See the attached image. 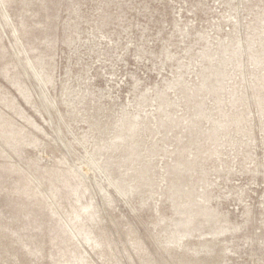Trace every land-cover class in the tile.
<instances>
[{"label": "rangeland", "instance_id": "374dc122", "mask_svg": "<svg viewBox=\"0 0 264 264\" xmlns=\"http://www.w3.org/2000/svg\"><path fill=\"white\" fill-rule=\"evenodd\" d=\"M250 8L0 0V264H142L126 225L154 264H178L175 246L206 264H264L258 53L243 65L217 46L246 31ZM205 69L198 105L173 89L157 113L161 88L198 87ZM215 211L239 231L213 237Z\"/></svg>", "mask_w": 264, "mask_h": 264}, {"label": "bare ground", "instance_id": "6f19581e", "mask_svg": "<svg viewBox=\"0 0 264 264\" xmlns=\"http://www.w3.org/2000/svg\"><path fill=\"white\" fill-rule=\"evenodd\" d=\"M247 2L251 4V8L252 6H254V9L251 11H250L251 8L247 9V14L249 15L248 24L246 25L247 32L245 31L246 33L245 32L241 33V31L239 32L238 29L235 27V29L233 30L234 32L233 36H228L224 41H220L217 44V46H219V49H223V48L224 49H235V54L239 53V56H240L239 62L243 65L247 63L248 64L254 63V66L258 69V74L256 72L255 76L256 75L257 77L259 76L258 82L261 80V85H260L261 89L259 91L258 96L256 97V101L261 106L262 108L261 111H262L264 110V106L262 105L264 103V96H263L264 68H262L261 65H262L264 54L262 52V49H259V48H261L262 45L264 44V7L259 6L260 4L254 5V2H252L251 0H246V3ZM245 50H246V53L249 51H254L255 53H258L257 55L255 54V56L253 57V63H252L251 58L245 55L246 54L244 53ZM243 57L246 58L244 62H243ZM209 74H210L209 69L207 70L205 69L204 71L200 73V77L198 81L199 88L196 85H192V87L185 86L184 83L180 82L182 81V77H179L175 81V83L170 82L166 84L164 88H161L158 91L156 97L151 99L153 102H156L155 105H156V110L158 111L157 113L158 114L165 113V111H167L168 108H170V106L176 103V99L171 100L168 98V95H167L168 91L173 90V89L179 90V93H178L179 96L183 93H186L187 99H184V100H189L195 105H198L197 103L199 102L195 103V98L197 97V95L200 96L199 94L203 92L205 89H209V86H208V83H210ZM144 99L145 98H142V103ZM210 218L212 221H215V224H218V226L220 227L219 228L220 230L218 228L215 230L213 237H223L226 235H232L236 233L237 231H239L235 229H238L240 227H229L228 225H226L228 222L226 221V217L224 218L221 212L215 211L214 213H211ZM124 235H125V239H127L129 242L134 244V246L136 247V252L140 256V261L142 264H154L155 259L152 258L151 255L149 254L148 250L144 246L142 239L140 237L139 238L136 237V231L134 228H132V226L126 225ZM204 238L205 239L198 240V242L200 244H210L214 242L212 238H207V237H204ZM190 240H193V239L190 238ZM223 245H226V242H223ZM167 250L171 251L169 252L170 254L174 253L176 262L178 264H189V263H194V262L206 264L204 259H193L190 257L187 258L183 256L182 254H179V251H177L178 249L176 248V246L171 247L170 249H167ZM216 260H219V258H217ZM214 264H222V263L220 261H216Z\"/></svg>", "mask_w": 264, "mask_h": 264}]
</instances>
